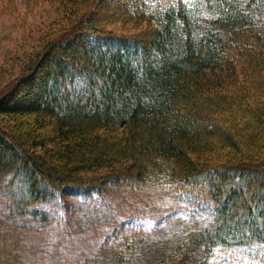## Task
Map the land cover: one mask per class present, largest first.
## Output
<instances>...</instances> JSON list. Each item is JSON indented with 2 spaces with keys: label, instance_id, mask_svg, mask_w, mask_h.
I'll list each match as a JSON object with an SVG mask.
<instances>
[{
  "label": "trees",
  "instance_id": "16d2710c",
  "mask_svg": "<svg viewBox=\"0 0 264 264\" xmlns=\"http://www.w3.org/2000/svg\"><path fill=\"white\" fill-rule=\"evenodd\" d=\"M55 2L68 20L0 83L4 221L161 177L206 202L211 224L147 264L264 257V0ZM4 238L0 264H32Z\"/></svg>",
  "mask_w": 264,
  "mask_h": 264
},
{
  "label": "rangeland",
  "instance_id": "374dc122",
  "mask_svg": "<svg viewBox=\"0 0 264 264\" xmlns=\"http://www.w3.org/2000/svg\"><path fill=\"white\" fill-rule=\"evenodd\" d=\"M199 16L213 23L211 9L204 8ZM68 17L55 0H0V83L19 73L22 62ZM263 28L260 23L253 30ZM261 43L264 49V38ZM187 190L158 177L133 189L70 195L66 203L57 195L39 206L49 212V221L43 222L31 214L10 215L4 221L7 210L0 196V235H5L7 251L32 264H115L116 249H122L124 264H147L173 250L188 229L211 224L206 202L196 201ZM213 260L264 264V257L238 249L216 252Z\"/></svg>",
  "mask_w": 264,
  "mask_h": 264
}]
</instances>
